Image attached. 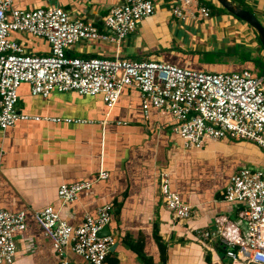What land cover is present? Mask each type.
Wrapping results in <instances>:
<instances>
[{
    "label": "crops",
    "instance_id": "1",
    "mask_svg": "<svg viewBox=\"0 0 264 264\" xmlns=\"http://www.w3.org/2000/svg\"><path fill=\"white\" fill-rule=\"evenodd\" d=\"M152 1L155 13L139 23L133 33L135 40L127 43L126 38L118 47L81 40L67 51V56H118L135 61L157 60L197 72L247 70L253 74L251 62L201 63L202 54L229 53L221 49L210 51L202 41L199 51L196 49L200 46L193 44L192 49L174 47L177 39L170 28L182 20L171 15L172 0ZM236 1L232 2L237 4ZM121 2L13 0V8L29 11L60 7L70 17L91 22L104 31L103 21L109 9ZM197 2L207 7L200 0ZM210 3L214 9L207 7L208 18L195 15L182 22L195 19L202 21L200 26L209 28L217 23L225 26L227 32L232 30L226 27L230 26L229 18L243 23L229 13L213 12L220 5L216 0ZM251 4L259 17L264 16V0H251ZM214 15L216 18L212 19ZM243 30L238 33L245 35L248 29ZM11 38L29 54L49 51L43 38L24 33H12ZM16 110L42 120L18 122L0 137V210L25 213V230L14 234L13 264H61L36 223L34 212L52 206L67 224L78 227L86 215L96 217L104 205H112L108 225L109 235L115 240L105 264H229L216 241L203 244L198 234L213 231L218 216L237 221L243 205L224 201L223 193L231 175L239 169H264V152L257 145L225 138L217 142L206 140L199 150H185L180 137L172 131L175 123L171 115L152 107L145 113L140 93L134 87H124L115 107L108 112L100 95L53 92L43 98L31 95L30 86L23 83L18 89ZM102 172L107 173L106 179H98ZM160 172L169 173L171 190L193 207L190 220L177 221L165 209L158 192ZM77 182L92 185L75 201L63 205L57 196L58 188ZM66 259L69 264H88L69 249Z\"/></svg>",
    "mask_w": 264,
    "mask_h": 264
},
{
    "label": "built area",
    "instance_id": "2",
    "mask_svg": "<svg viewBox=\"0 0 264 264\" xmlns=\"http://www.w3.org/2000/svg\"><path fill=\"white\" fill-rule=\"evenodd\" d=\"M198 4L197 0H172L171 15L182 21L195 15L208 18L209 9ZM154 13L152 0H122L109 9L102 31L91 22L70 17L60 7L23 11L13 8V0H0V137L18 122L42 120L16 110L18 89L23 83L30 86L31 95L43 98L53 92L100 95L108 112L115 107L124 87H134L140 93L145 113L152 107L171 115L175 123L172 131L180 137L185 150H199L206 140L229 138L253 143L264 152V75L255 76L247 70L197 72L157 60L135 61L118 56H67V51L81 40L118 47ZM12 33L45 39L48 53H27L11 38ZM107 177L102 172L98 179ZM91 185H61L58 199L63 205L71 203ZM158 192L175 220L192 218L193 207L171 190L169 173H159ZM223 200L243 205L238 219L234 222L224 215L216 217L213 231L199 232L202 243L216 241L229 264H264V169L242 168L232 174ZM111 211L112 205H104L96 217L86 215L78 227L67 224L52 206L34 212L33 217L61 264H69L67 249L88 264H105L115 240L99 232L110 222ZM25 228L24 212L0 210V264H13L14 234Z\"/></svg>",
    "mask_w": 264,
    "mask_h": 264
},
{
    "label": "rangeland",
    "instance_id": "3",
    "mask_svg": "<svg viewBox=\"0 0 264 264\" xmlns=\"http://www.w3.org/2000/svg\"><path fill=\"white\" fill-rule=\"evenodd\" d=\"M209 1L213 2V0H209ZM236 3L242 6L243 8H245L246 10L251 11L252 14L255 15V17L261 22L262 26L264 27V20H263L264 16L260 15V17L262 18L261 19L256 14L255 9L251 4V0H237ZM215 12L228 14V12L225 9H223L221 6L216 7ZM215 18L216 17L214 15L212 19ZM201 23L202 21L197 22L195 19H192L187 22L181 21V23H176L175 26L172 27V29L170 28L172 36L177 39V42L174 45V47L176 46L177 48H179V46H181L184 49L185 48L192 49L191 44H193L195 47L196 45L200 46V48L196 49L197 51L201 50L202 49L201 47H203L204 45L205 48L210 51L219 50V49L225 52L229 51L228 53L229 55L228 54L225 55L222 53L217 54V52H212L213 54H205V55L202 54L200 56V62L204 64H212L216 60L220 61V59L221 58L223 59L224 56H228V57L232 56L235 57V59L251 56V58L252 57L255 58L254 60L256 62H261L264 66V57H263L264 51L262 52V49L257 43L256 37L258 38V36L255 30L252 29L250 26H248L246 23L243 22L242 24L246 26L248 31L241 23L238 22L236 23L233 18H229L230 26H226V27H228V29L231 28L232 30L228 32L226 31V28H224L225 26L223 27L217 26V23L210 28L207 25L200 26ZM240 29H244L243 31H247V33L244 32L245 35L239 34L238 32ZM213 30L215 32H213ZM135 37H136L135 34H132L129 37H127L126 39L127 43L135 40ZM241 38L244 39L242 42H240ZM179 39L181 40L183 39L184 42L183 40L180 41ZM187 40L188 43H186ZM201 41L203 42V46L200 45ZM215 58L217 59L215 60ZM252 72L253 74H258V75L260 74L259 73L260 70L258 68H256Z\"/></svg>",
    "mask_w": 264,
    "mask_h": 264
},
{
    "label": "water",
    "instance_id": "4",
    "mask_svg": "<svg viewBox=\"0 0 264 264\" xmlns=\"http://www.w3.org/2000/svg\"><path fill=\"white\" fill-rule=\"evenodd\" d=\"M218 4L225 9L230 15L240 19L252 29L255 30L258 40L261 44V47L264 51V27L261 25L259 20L249 11L244 10L240 5L235 4L230 0H216ZM261 75H264V66L261 69ZM109 225L103 227V229L99 232L100 236L109 235ZM114 247L111 248L110 251L113 250Z\"/></svg>",
    "mask_w": 264,
    "mask_h": 264
},
{
    "label": "trees",
    "instance_id": "5",
    "mask_svg": "<svg viewBox=\"0 0 264 264\" xmlns=\"http://www.w3.org/2000/svg\"><path fill=\"white\" fill-rule=\"evenodd\" d=\"M201 1V3H203L204 5H206L208 8H210V9H214L213 8V5L208 1V0H200ZM231 1H236V0H231ZM215 10H213V12H214ZM256 39H257V42H258V44L259 45H261L260 44V42H259V40H258V38L256 37ZM262 48V47H261ZM262 51H263V49H262ZM188 54H191V53H186L185 55H188ZM263 57H264V55H263ZM230 58H232L231 56H230ZM222 59V58H221ZM220 59V61H218V62H214V63H224V64H227V63H229V62H239V63H241V64H244L245 62H251V64H253V68H254V70L256 69V68H258L259 70H260V74L262 73L261 72V69H262V67H263V64L261 63V62H256L254 59L255 58H251V56H246V57H243V58H240V59H229V60H225V58L224 59H222L221 60ZM220 251H222L223 252V249L222 248H220ZM117 262L116 261H114V264H116Z\"/></svg>",
    "mask_w": 264,
    "mask_h": 264
}]
</instances>
